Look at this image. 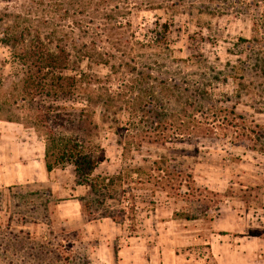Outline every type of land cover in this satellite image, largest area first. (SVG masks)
<instances>
[{"label":"rangeland","instance_id":"obj_1","mask_svg":"<svg viewBox=\"0 0 264 264\" xmlns=\"http://www.w3.org/2000/svg\"><path fill=\"white\" fill-rule=\"evenodd\" d=\"M24 1L0 0V10L24 13L26 19L22 21L31 26L37 17L42 18L41 8L46 5L40 6L36 17H27L24 8L29 3ZM152 2L162 7L149 10L145 6L150 4L132 0L131 6L142 7L117 18L130 24L126 27L101 34L77 30L69 35L71 61L64 74L92 75L111 91L119 90L121 97H114V103L117 110L121 107V120H134L128 96L137 94L138 88L131 90L132 81L127 83L131 77L136 78L135 74H126L130 69L126 63L133 65L132 58L138 70L152 76L141 87L140 96L148 100L145 92L151 90L159 96L162 89L167 113L173 112L175 106L172 101L167 103L172 84L188 88L192 94L205 90L206 99L200 102L203 114L196 115V99L186 107L188 114L202 116L192 132V141L162 144L147 139L127 156H122L119 136L111 129L115 126L112 111L116 107H109L104 116L100 107L92 114L104 129L101 141L108 158L94 174L114 175L123 169L124 185L130 186L123 193V214L116 221L99 218L102 207H94L98 218L89 220V210L77 201L96 196L88 192V187L76 183L72 165L44 171L41 181L27 182L25 174L21 183L6 182L5 177L13 170L23 172L16 164L17 152L44 154V140L40 131L28 126L32 111L13 105L19 96L17 82L25 69L11 49L0 43V117L22 118L27 123L16 125L12 123L15 121L0 119V129L9 132L8 137H0V160L6 161L5 165L0 163V180L5 179L0 181V264H72L77 253L85 256L88 264L94 260V249L99 244L97 262L92 264H107L105 239L102 246L98 236L89 238L85 229L77 230L76 224L65 223L89 221L120 223L115 225L116 238L108 240L117 264L118 259L123 261V255L143 257L142 264L150 260L151 264H264V0ZM115 3L111 2L109 9L114 10ZM75 17L70 11L63 18L73 24ZM63 18L50 19L49 24L42 18L52 33L50 42L45 39L48 46H54L61 35L58 31ZM165 23L169 27L167 40L158 35ZM99 52H106L105 63L99 62ZM84 53L93 56L83 57ZM54 102L81 107L85 97L76 93ZM216 109L220 116L228 117L214 123L203 119ZM192 124L194 120L189 127ZM164 159L167 174L148 171L153 161ZM39 166V162L33 165L37 176ZM188 174L194 180L192 183L187 178L194 189L182 194L177 184ZM213 222H238V226L225 232L221 224L217 229L213 227ZM134 231L137 236L128 240L127 235H134ZM123 237L132 249L123 250ZM19 241L25 244L16 251ZM43 243L46 247L37 252ZM66 256L70 261H65ZM82 263L80 258L77 264Z\"/></svg>","mask_w":264,"mask_h":264},{"label":"trees","instance_id":"obj_2","mask_svg":"<svg viewBox=\"0 0 264 264\" xmlns=\"http://www.w3.org/2000/svg\"><path fill=\"white\" fill-rule=\"evenodd\" d=\"M25 1L29 3V6L24 8L27 17L32 15L36 17L40 12V6L45 3L46 7L41 8V16L45 18L44 23L46 24L50 23V19L51 21H58V18L68 17L70 11L74 15L76 14V17L73 24L67 23L66 19L68 18H63L64 22L58 31L61 35L57 38L54 46H48L45 39L50 42L52 33L48 32L49 26L47 28L44 26L41 17H37L34 20L35 24L32 23L29 26V24L22 21L26 19L24 13L9 10L2 12L0 10V43L11 49L12 54H14L13 57L25 69L23 76L17 82L19 96L13 101V105L16 109L25 110V107H27L32 111L27 118L30 121L28 126L42 133L47 171L50 172L60 166L72 165L76 183L88 187V192H93L96 196V198L87 201L82 197L78 199L82 208L89 210V220L98 218L94 216L93 208L102 207L103 211L100 213L99 218H112L116 221L123 214V193H126L130 186L127 185L126 187L124 185L126 181L123 174H121L123 169L114 175L94 174L99 165L107 161L108 158L101 141L104 129L101 128L98 121L93 119L92 114L95 115L100 107L104 116L109 107H116L112 111L116 117L115 126L111 129L114 128V132L119 136L117 142L122 148V156H127L133 149H139L147 139L148 142L160 141L162 144L173 141H192V132L196 130L197 123H201L202 116L188 114L186 107L192 106L193 104L190 101L196 99L199 102L197 103L199 109L196 108V115L203 114L204 110L201 109L203 105L200 102L206 99L203 95L205 90L196 91L192 94L188 88H183L176 83L172 84L167 103L169 104L172 101L175 106L173 112L167 113L164 105L165 91H162V89L159 91V96H155L151 90L145 92L148 100L143 99L144 95L140 96L141 87L146 85V80L152 78V76L138 70L136 59L132 58L133 65L129 62L126 63V66L130 67L126 74H135L136 78L131 77V80H127V83L132 81L131 90L138 88L137 94L128 96L129 103L132 105L130 109L134 120L131 119L132 121H130L129 118L121 120V117L118 116L121 107L117 110L114 103L116 99L114 97H121L122 93L119 90L118 92L111 91L104 82L97 81L98 79L92 75L83 73L77 76L64 74V70L68 69L71 61V50L68 47V44L71 43L69 35L77 30L84 33L93 30L101 34L114 28L126 27L130 24L123 23L117 18L130 13L133 8L141 9L142 6H131L132 0ZM113 1L116 3L113 7L114 10H111L109 6ZM142 1L150 4L145 6L149 10L162 7L159 4H152L153 0ZM97 18L101 19L98 23L95 22ZM161 27L162 29L158 35L161 39H165V34L169 30L168 24H162ZM47 32L48 34H46ZM81 55L87 58L93 56V54L85 53ZM99 55V62L105 63L103 57L106 56V52H99ZM76 93H80L85 97V103L81 107L71 104L58 105L54 102L60 98L67 99ZM218 110L220 113L221 110L219 108ZM218 110L212 111L211 115L206 113L203 119L213 123L214 120L219 121L222 116H220ZM227 117L228 115L222 117V120ZM0 119L27 124L22 118L0 117ZM193 120L195 124L189 127ZM160 162L165 163L166 166H158ZM148 171H160L162 174H167L166 172L169 169L166 159L153 161ZM184 177L186 179H180L177 188L182 194H189L194 189V184L191 185L187 178H190L192 183H194V180L190 174ZM172 188L171 186L170 189ZM116 206H120V208H114ZM26 238H29V233H26ZM24 244L22 241L17 242L16 251L23 248ZM45 247L44 243L39 245L37 252L43 251ZM32 248L34 247L32 246ZM80 258L83 261L82 264H86L87 258L78 253L72 258V264H77ZM23 261L24 259H22ZM65 261H70V257L66 256Z\"/></svg>","mask_w":264,"mask_h":264},{"label":"crops","instance_id":"obj_3","mask_svg":"<svg viewBox=\"0 0 264 264\" xmlns=\"http://www.w3.org/2000/svg\"><path fill=\"white\" fill-rule=\"evenodd\" d=\"M13 124L16 125H21L20 123H15L12 122ZM1 135L0 137H8L9 136V132H5L4 129H0ZM2 138H0V142H3V140H1ZM26 140H21L22 143H24ZM44 152H45V146H44ZM3 152L1 151L0 148V154H2ZM18 153V154H17ZM17 157H18V161H16V164H19L21 166V170L23 172H18V171H14L10 173V175L8 177H5L6 182L8 183V181H11V184H17V183H21L19 180H23L25 179V174H26V178H27V182L31 181V180H35V181H41L44 180V171H47L46 169V165L43 164V159H44V154L40 151L39 154H36V152L31 153L28 152L27 154H22L21 152H17ZM26 153V152H24ZM40 164L39 166V176L36 175V171L33 169V165L36 166L37 164ZM0 163H2L3 165H5L6 161L0 160ZM54 170V169H53ZM52 170V171H53ZM51 172V171H50ZM2 178L0 181H5V179ZM77 201V199H75ZM77 203L80 205V201L78 200ZM78 211H80V208H78ZM64 213V212H63ZM65 215V213H64ZM76 216V215H75ZM78 217V216H77ZM65 223H74L75 225V229L80 230L85 229L86 232H88V237L90 238V235H96V237L98 236L97 239H99L98 241L102 244L103 246V239H105V248L107 249V255H106V259H107V264H117L115 263V261L113 260L111 254H110V250L108 247L109 241L111 240L113 237H115V235H117L116 233H114L115 230V225L120 224L117 222H65ZM218 224H221V229L222 231L224 230L225 232L227 231H234V228L236 226H238V222H213V227H215L217 229ZM125 223H123V232L125 231V227H124ZM226 225V226H224ZM100 229V231H99ZM121 229V228H120ZM96 232H98L99 234H97ZM136 232L134 231V235L132 234H128L126 238H128V240L136 237L137 235H135ZM219 236H223L222 234L218 233ZM116 238V237H115ZM102 239V241H101ZM100 246V244L98 245ZM98 246L95 247L94 249V253H93V259L92 261H90V264L92 263H96L97 262V251H98ZM132 244H128L127 241H125V237H123V250H125L126 248L132 249ZM99 257V256H98ZM146 258V262H147ZM144 261V258H140L135 256V255H131V256H124L123 255V261H121L120 259H118V264H142ZM151 260L149 262V264H151Z\"/></svg>","mask_w":264,"mask_h":264}]
</instances>
